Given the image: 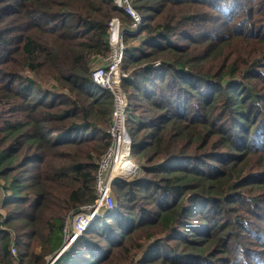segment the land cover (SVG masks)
<instances>
[{"label": "trees", "instance_id": "16d2710c", "mask_svg": "<svg viewBox=\"0 0 264 264\" xmlns=\"http://www.w3.org/2000/svg\"><path fill=\"white\" fill-rule=\"evenodd\" d=\"M131 1L130 158L112 212L53 264H264V0ZM115 17L132 21L114 0H0V264L13 239L49 264L96 200L115 97L92 72Z\"/></svg>", "mask_w": 264, "mask_h": 264}, {"label": "built area", "instance_id": "2783aa9c", "mask_svg": "<svg viewBox=\"0 0 264 264\" xmlns=\"http://www.w3.org/2000/svg\"><path fill=\"white\" fill-rule=\"evenodd\" d=\"M116 7L122 9L130 18L131 23L128 25L123 24L119 17L112 18L109 22V44L111 53L109 56L104 57L102 65L96 67L92 72V79L100 87L109 89L115 97V111L113 114V124L109 129L110 135L113 137L114 142L112 147L105 153L100 162L96 180V200L92 204H86L81 209L73 213L67 220L66 229L69 227V222L72 224V230L67 232L65 229V242L70 246L75 239L85 232L90 223L96 218L102 217L104 214L112 212L115 206L114 198L112 195V185L107 187L105 185V178L110 169L111 162V151L116 140V129L114 128V115L121 109V115L123 119V131L125 135V120H126V97L121 89V80L124 77H128L127 73L122 72L121 65L123 63L124 53L128 49V45L125 42V36L127 34L138 33L143 25L142 17L137 9L134 7L131 0H114ZM127 131V130H126ZM128 133V132H127ZM129 134V133H128ZM130 136V135H129ZM131 148V145H129ZM130 152V149H129ZM0 194L3 198L2 204L4 203L6 193L2 187H0ZM108 194L112 197V202L108 198ZM103 198L102 203L100 199ZM3 220L5 215L0 210ZM81 216H85V224H82ZM67 245V246H68ZM11 252L16 260V264H21L20 255L17 250L16 240L13 239L11 244Z\"/></svg>", "mask_w": 264, "mask_h": 264}, {"label": "bare ground", "instance_id": "6f19581e", "mask_svg": "<svg viewBox=\"0 0 264 264\" xmlns=\"http://www.w3.org/2000/svg\"><path fill=\"white\" fill-rule=\"evenodd\" d=\"M114 128L116 129V140L111 151V158L113 161L111 162L110 169L105 178V185L107 187L111 184L113 178L118 177L117 175H113L116 170L117 164L123 161L126 156L130 158L129 143L123 131V119L121 115V109L114 115ZM108 198L112 202V197L109 194ZM102 201L103 198L100 199L101 203ZM79 219H81L82 224H85V216H81Z\"/></svg>", "mask_w": 264, "mask_h": 264}, {"label": "water", "instance_id": "95a60500", "mask_svg": "<svg viewBox=\"0 0 264 264\" xmlns=\"http://www.w3.org/2000/svg\"><path fill=\"white\" fill-rule=\"evenodd\" d=\"M125 136H126V139L129 143V145H131V138H130V136L126 130H125ZM129 149H130V147H129ZM122 177L127 178L125 176H122ZM114 180H115V178H113V182H114ZM67 245H68L67 242H65L61 251L55 257L51 258V261L49 262V264H53L55 262V260L69 247V245L68 246Z\"/></svg>", "mask_w": 264, "mask_h": 264}, {"label": "rangeland", "instance_id": "374dc122", "mask_svg": "<svg viewBox=\"0 0 264 264\" xmlns=\"http://www.w3.org/2000/svg\"><path fill=\"white\" fill-rule=\"evenodd\" d=\"M140 173V167H139V170L137 171V173H136V175L134 176V177H136V176H138V174ZM123 176V175H122ZM121 176V177H122ZM119 177V176H118ZM133 177V178H134ZM127 178H129V177H127ZM129 179H132V178H129ZM0 187H2V185L0 184ZM2 201H3V198H2V196H1V194H0V210L1 211H3V213H4V215H6V210L4 209V206H3V204H2ZM115 202V201H114ZM104 215H106V214H104ZM103 215V216H104ZM72 230V224L69 222V227L66 229V234H67V232H70ZM65 243V242H64Z\"/></svg>", "mask_w": 264, "mask_h": 264}, {"label": "crops", "instance_id": "0c3cea01", "mask_svg": "<svg viewBox=\"0 0 264 264\" xmlns=\"http://www.w3.org/2000/svg\"><path fill=\"white\" fill-rule=\"evenodd\" d=\"M117 166H118V164H117Z\"/></svg>", "mask_w": 264, "mask_h": 264}]
</instances>
